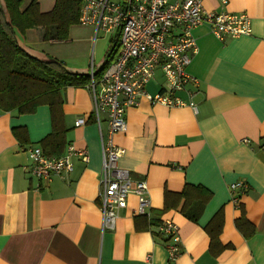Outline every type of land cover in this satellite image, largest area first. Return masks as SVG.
I'll return each instance as SVG.
<instances>
[{"label":"crops","instance_id":"1","mask_svg":"<svg viewBox=\"0 0 264 264\" xmlns=\"http://www.w3.org/2000/svg\"><path fill=\"white\" fill-rule=\"evenodd\" d=\"M29 2L22 0L21 9ZM54 2L37 5L46 12ZM203 7L246 13L251 33L219 40L206 25L194 27L198 50L186 71L197 85L174 93L194 109L141 96L125 111V130L112 133L122 148L117 166L146 182L149 218L136 213L138 199L129 193L114 228L100 227V135L87 84L61 89L57 122L64 129L63 152L68 145L86 149L87 160L74 155L70 171L49 179L31 173L25 150L43 149L40 140L53 126L50 107L0 110V264H264V0H204ZM78 24L88 27L79 41H88L92 27ZM42 30H24L27 45L50 54L46 46L67 41H45ZM163 78L156 69L145 91L159 92ZM78 117L85 121L76 126ZM100 122L106 139L105 114ZM238 180L246 188L235 204L228 185ZM163 219L177 228L173 260L169 239L156 230ZM211 231H217L212 246Z\"/></svg>","mask_w":264,"mask_h":264},{"label":"built area","instance_id":"2","mask_svg":"<svg viewBox=\"0 0 264 264\" xmlns=\"http://www.w3.org/2000/svg\"><path fill=\"white\" fill-rule=\"evenodd\" d=\"M203 1L80 0L79 23L91 26L94 37L100 31L114 33L118 42L117 51L102 68L101 74L95 75L97 69L92 57L87 68V87L93 99L91 109L100 135L98 201L102 230L114 228L118 212L127 206L129 193H134L138 199L136 213H149L146 182L132 180L127 169L117 166L116 160L122 154V148L112 142V133L125 130L126 109L137 105L141 96L151 104L189 105L194 109L192 101L185 102L174 96L175 91L185 90L190 83L197 85V79L186 71L187 64L198 50L193 28L206 25L219 40L251 33V19L246 13L206 11ZM156 69H160L164 76V86L159 92L147 93L145 84L154 76ZM102 114L106 115L107 121L106 139L101 135ZM84 121L83 117H78L73 123L78 126ZM25 151L31 173L40 179L70 171L74 155L83 162L87 160L86 149H74L72 145H68L56 158L46 155L37 146ZM228 188L231 201L237 204L239 194L246 188L245 183L234 181ZM157 230L169 239V258L175 259L179 252L176 225L169 219H163Z\"/></svg>","mask_w":264,"mask_h":264},{"label":"trees","instance_id":"3","mask_svg":"<svg viewBox=\"0 0 264 264\" xmlns=\"http://www.w3.org/2000/svg\"><path fill=\"white\" fill-rule=\"evenodd\" d=\"M21 4L22 0H0V110L30 113L39 104H47L51 110L53 126L51 132L40 140V145L46 155L56 158L62 154L65 145L62 136L64 129L57 125L62 101L61 89L67 86H86L87 69L65 64L27 45L24 30L42 26L43 40H65L69 27L79 23L81 3L80 0H55L53 7L46 12L39 10L38 0H30L22 9ZM109 42L102 61L98 65L94 62L97 76L118 49L115 37L110 38ZM149 214L138 215L149 218ZM239 221L235 222L240 229ZM160 223L161 220L156 224V230ZM209 234L212 246L217 242V231Z\"/></svg>","mask_w":264,"mask_h":264},{"label":"rangeland","instance_id":"4","mask_svg":"<svg viewBox=\"0 0 264 264\" xmlns=\"http://www.w3.org/2000/svg\"><path fill=\"white\" fill-rule=\"evenodd\" d=\"M88 27L75 25L64 43H56L48 45L45 50L64 59L65 64L84 65V69L88 68L90 58L92 57L95 64H99L104 58L109 45L110 38L114 37V33L98 32L94 37V30L90 33L88 41H79L87 38L88 33L85 29ZM46 45V44H45Z\"/></svg>","mask_w":264,"mask_h":264}]
</instances>
